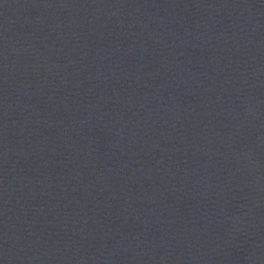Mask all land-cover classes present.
Returning <instances> with one entry per match:
<instances>
[{"label":"water","instance_id":"water-1","mask_svg":"<svg viewBox=\"0 0 264 264\" xmlns=\"http://www.w3.org/2000/svg\"><path fill=\"white\" fill-rule=\"evenodd\" d=\"M0 264H264V248L207 251L118 246L34 248L1 252Z\"/></svg>","mask_w":264,"mask_h":264}]
</instances>
